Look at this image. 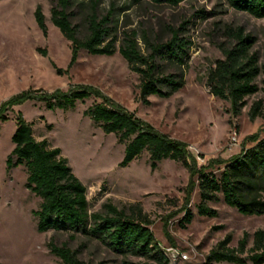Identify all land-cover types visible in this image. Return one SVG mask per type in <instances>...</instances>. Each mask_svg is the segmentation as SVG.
<instances>
[{
	"label": "rangeland",
	"instance_id": "1",
	"mask_svg": "<svg viewBox=\"0 0 264 264\" xmlns=\"http://www.w3.org/2000/svg\"><path fill=\"white\" fill-rule=\"evenodd\" d=\"M53 2L0 0V264H64L51 254V240L78 252L79 258L89 264L142 262L116 254L82 234L39 231L36 211L42 200L28 187L25 167L8 162L15 149L13 137L19 115L33 123L38 141L47 140L52 148L62 151L73 173L88 189L91 213L101 211L106 203L120 209L140 203L153 221L151 228L161 246L177 248L188 256L186 260L179 257L175 264H203L210 250L228 235H232L231 246L237 247L249 233L251 247L252 235L264 230V215L241 214L223 201L211 204L217 216L199 215V190L186 167L163 160L153 168L148 152L123 165L125 144L97 125L88 111L95 103L109 99L135 113L158 133L188 145L200 165L213 158L229 160L241 153L249 137L264 138V120H252L249 115L252 103L262 94L249 97L247 106L235 117L228 101L210 93L207 75L215 62L224 58L221 45L233 43L224 34L229 27L242 28L255 38L252 52L264 63V19L237 11L226 0H186L178 7L157 6L145 0H78L74 5L75 23L86 16L92 2L97 3L100 15L114 6L120 35L137 31L143 49V30L153 35L164 30L168 38V27H186L184 35L193 46L184 87L170 98L152 96L145 104L139 76L119 52L109 56L81 51L73 63L71 43L51 21ZM39 6L46 16L47 33L36 19ZM201 11L207 14L206 19L199 18ZM186 21H190L188 26H184ZM80 87L92 95L69 109L49 107L35 96L19 97L31 90L69 94ZM255 143L248 141L247 147ZM187 192L191 193L194 216L182 228L179 222L184 212H179L185 206ZM175 213L179 214L170 219L166 236L165 222Z\"/></svg>",
	"mask_w": 264,
	"mask_h": 264
},
{
	"label": "trees",
	"instance_id": "2",
	"mask_svg": "<svg viewBox=\"0 0 264 264\" xmlns=\"http://www.w3.org/2000/svg\"><path fill=\"white\" fill-rule=\"evenodd\" d=\"M78 0H54L51 8V21L71 43L73 63L81 51L91 55H114L119 52L127 61L129 68L139 76L141 99L150 103V97L170 98L186 83V73L190 69V38L184 35L186 27H168V38L164 30L155 33L143 30L144 49L139 43L137 31L119 32V19L114 6L105 15L97 11V3L92 2L89 12L79 23H75L74 5ZM143 0H133L140 3ZM157 6L178 7L186 0H145ZM228 5L257 19H264V0H226ZM198 17V16H197ZM199 18L207 14L200 12ZM39 27L47 33V22L43 8L36 10ZM190 21L184 22L188 26ZM233 43L221 45L223 59L215 62L207 75L210 93L231 104L233 116L237 117L247 106V99L258 94L262 98L254 101L249 115L252 120H264V63L252 49L255 38L245 34L242 28L229 27L224 32ZM260 81V82H259ZM92 92L87 88L73 89L69 94L56 92L49 94L43 90L22 93L20 98L39 97L49 107L56 105L65 109L75 107L80 100L87 99ZM93 121L106 133H114L126 146L123 165H128L144 152L150 155L153 168L163 160L180 162L191 174L192 184L199 190L198 214L206 217L218 215L211 204L223 203L247 216L264 215V138L249 137L242 145L240 154L229 160L210 159L200 165L188 145L169 135L158 133L124 108L106 99L95 103L88 111ZM3 120L7 119L2 115ZM13 141L15 149L9 157L11 166L22 165L28 173V187L41 200L36 216L40 232H66L73 236L82 234L96 240L116 254L136 257L139 263L125 264H170L160 242L152 231L153 221L140 203L118 208L112 203L103 205L102 210L90 212L88 189L73 173L68 160L58 148H52L47 140L38 141L33 123L17 118V130ZM248 141L255 145L247 147ZM188 191V190H187ZM191 193L187 192L184 212L180 226L186 228L194 213L190 207ZM165 222L166 236L169 221ZM217 229V228H215ZM245 233L232 247V235L219 241L206 256L203 264H264V230L252 235ZM52 255L64 264H89L79 258L66 246H58L54 240L48 244Z\"/></svg>",
	"mask_w": 264,
	"mask_h": 264
},
{
	"label": "built area",
	"instance_id": "3",
	"mask_svg": "<svg viewBox=\"0 0 264 264\" xmlns=\"http://www.w3.org/2000/svg\"><path fill=\"white\" fill-rule=\"evenodd\" d=\"M166 255L170 259V264H175L179 257H182L184 260L188 259L186 254H182L177 248H163Z\"/></svg>",
	"mask_w": 264,
	"mask_h": 264
}]
</instances>
